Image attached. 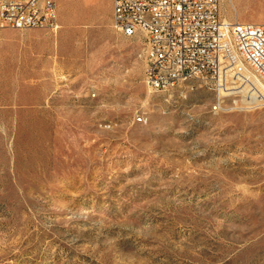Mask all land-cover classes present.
<instances>
[{"label":"rangeland","instance_id":"374dc122","mask_svg":"<svg viewBox=\"0 0 264 264\" xmlns=\"http://www.w3.org/2000/svg\"><path fill=\"white\" fill-rule=\"evenodd\" d=\"M109 2L0 28V264H264V107L155 91ZM221 15L264 22V0Z\"/></svg>","mask_w":264,"mask_h":264},{"label":"built area","instance_id":"2783aa9c","mask_svg":"<svg viewBox=\"0 0 264 264\" xmlns=\"http://www.w3.org/2000/svg\"><path fill=\"white\" fill-rule=\"evenodd\" d=\"M58 14V0H0V28L57 29ZM113 22L145 37L155 91L214 88L213 114L264 107V22L226 20L221 0H113Z\"/></svg>","mask_w":264,"mask_h":264},{"label":"crops","instance_id":"0c3cea01","mask_svg":"<svg viewBox=\"0 0 264 264\" xmlns=\"http://www.w3.org/2000/svg\"><path fill=\"white\" fill-rule=\"evenodd\" d=\"M110 2H109V4L111 5V4H113V0H109Z\"/></svg>","mask_w":264,"mask_h":264}]
</instances>
